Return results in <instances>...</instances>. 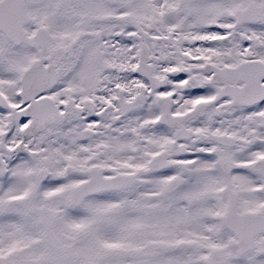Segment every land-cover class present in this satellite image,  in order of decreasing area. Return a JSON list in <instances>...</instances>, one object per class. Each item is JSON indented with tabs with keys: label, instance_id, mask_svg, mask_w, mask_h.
<instances>
[{
	"label": "snow or ice",
	"instance_id": "1",
	"mask_svg": "<svg viewBox=\"0 0 264 264\" xmlns=\"http://www.w3.org/2000/svg\"><path fill=\"white\" fill-rule=\"evenodd\" d=\"M0 264H264V0H0Z\"/></svg>",
	"mask_w": 264,
	"mask_h": 264
}]
</instances>
